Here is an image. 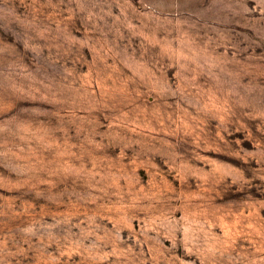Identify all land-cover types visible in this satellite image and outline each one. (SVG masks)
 Returning a JSON list of instances; mask_svg holds the SVG:
<instances>
[{
    "label": "rangeland",
    "instance_id": "374dc122",
    "mask_svg": "<svg viewBox=\"0 0 264 264\" xmlns=\"http://www.w3.org/2000/svg\"><path fill=\"white\" fill-rule=\"evenodd\" d=\"M0 264H264V0H0Z\"/></svg>",
    "mask_w": 264,
    "mask_h": 264
}]
</instances>
